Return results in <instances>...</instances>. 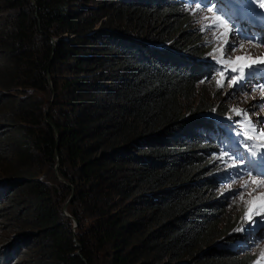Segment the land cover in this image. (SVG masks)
<instances>
[{"label": "trees", "instance_id": "16d2710c", "mask_svg": "<svg viewBox=\"0 0 264 264\" xmlns=\"http://www.w3.org/2000/svg\"><path fill=\"white\" fill-rule=\"evenodd\" d=\"M187 1L0 0V146L50 181L0 207L29 238L20 264H256L210 178L245 143L208 115L231 110Z\"/></svg>", "mask_w": 264, "mask_h": 264}, {"label": "rangeland", "instance_id": "374dc122", "mask_svg": "<svg viewBox=\"0 0 264 264\" xmlns=\"http://www.w3.org/2000/svg\"><path fill=\"white\" fill-rule=\"evenodd\" d=\"M209 8L213 7L199 6V9L187 7L188 10L193 11V22L198 23L201 30H206L208 37L215 43L216 56L211 60L216 67L221 68L216 77L223 78L220 90L223 92V100L231 111L226 115L217 113L208 115L217 122L225 123L231 130H240L252 149L264 153V135H260L264 130V125L260 123L264 122V87L261 86L260 79L255 76L259 64L264 63V47L240 38L237 31L244 25L227 26L229 24L218 20L216 11ZM240 13L236 11L237 15ZM166 46L169 47V44ZM238 57L247 59L237 61ZM230 77L236 79L230 83ZM50 87L49 99L48 95L45 97L46 101L49 100V107L56 101L55 87L52 83ZM224 157L218 162L222 171L218 173L215 171L216 173L210 178L216 177V174L227 175L225 181L218 187L220 192L217 191L216 198L225 197L223 202L231 212L230 221L235 220L234 223L226 222L228 233L248 234L243 248L238 253L240 255L257 253L259 256L256 264H264V207L261 206L260 201V198L264 197V176H259L245 158L237 160L226 154ZM35 182L50 186L47 168H40L32 155L6 153L0 146V207L4 203L16 210L22 207L27 209L36 197L33 184ZM3 192L6 194L3 195ZM249 215L251 219L248 218ZM28 240L27 237H21L12 224L0 223V250L9 254L12 252L10 254L12 261L16 260L19 264L25 262L29 250H24L23 242ZM62 254L66 256L64 260H59V256L56 255L50 264H76L69 259L70 252L64 251ZM75 254L81 256L80 251H76Z\"/></svg>", "mask_w": 264, "mask_h": 264}, {"label": "snow or ice", "instance_id": "6c2138e0", "mask_svg": "<svg viewBox=\"0 0 264 264\" xmlns=\"http://www.w3.org/2000/svg\"><path fill=\"white\" fill-rule=\"evenodd\" d=\"M249 3H252V0H248ZM197 9H199V4L196 5ZM253 7H255V4H253ZM261 7H264V4L261 5ZM209 10H211V8H209ZM218 10V9H217ZM217 19H219V17H217ZM244 59H247L246 57H238L237 58V61H240V60H244ZM236 79V77H230L229 78V82L231 83L232 80ZM262 125H264V122H260ZM255 130V129H254ZM260 135H264V130L261 131ZM260 201H261V206L264 207V197H261L260 198ZM249 219H251V216L249 215L248 217Z\"/></svg>", "mask_w": 264, "mask_h": 264}, {"label": "water", "instance_id": "95a60500", "mask_svg": "<svg viewBox=\"0 0 264 264\" xmlns=\"http://www.w3.org/2000/svg\"><path fill=\"white\" fill-rule=\"evenodd\" d=\"M33 1L35 2V0H33ZM58 166H59V162H58V164H57V167H58ZM58 177H59V176H58ZM59 178H60V177H59ZM60 180L63 181L64 183H66L62 178H60ZM72 197H73V195H72ZM72 197H70V199H71ZM68 202H69V201H68ZM63 211H64V214H65L66 217L71 218L70 214L67 212V204L64 206ZM77 226H78V223L74 220V227H77Z\"/></svg>", "mask_w": 264, "mask_h": 264}]
</instances>
